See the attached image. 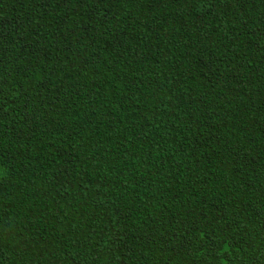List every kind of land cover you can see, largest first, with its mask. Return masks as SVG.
Returning a JSON list of instances; mask_svg holds the SVG:
<instances>
[{
  "label": "trees",
  "instance_id": "1",
  "mask_svg": "<svg viewBox=\"0 0 264 264\" xmlns=\"http://www.w3.org/2000/svg\"><path fill=\"white\" fill-rule=\"evenodd\" d=\"M0 264H264V0H0Z\"/></svg>",
  "mask_w": 264,
  "mask_h": 264
}]
</instances>
